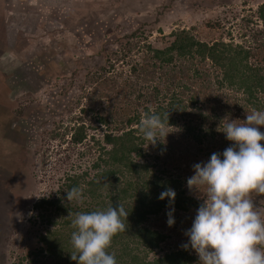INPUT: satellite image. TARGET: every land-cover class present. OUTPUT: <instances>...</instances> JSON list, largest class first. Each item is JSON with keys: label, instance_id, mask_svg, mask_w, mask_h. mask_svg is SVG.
I'll list each match as a JSON object with an SVG mask.
<instances>
[{"label": "trees", "instance_id": "16d2710c", "mask_svg": "<svg viewBox=\"0 0 264 264\" xmlns=\"http://www.w3.org/2000/svg\"><path fill=\"white\" fill-rule=\"evenodd\" d=\"M254 17L259 28L248 33V40L240 38V43L219 39L206 43L191 30L183 29L169 32L156 45L148 43L140 29L115 38L111 45L116 48L103 54L104 66L86 73L84 86L90 88L85 106L80 108L89 125L107 129L114 125L115 132L105 130L101 143L95 141L100 146L90 166L91 177L86 171L66 175L53 198H42L33 204L34 213L45 228L36 236L37 250L31 252L29 262L44 264V258L49 257L53 264H76L71 260L74 249L70 243L75 213L105 210L120 202L129 213L128 228L113 238L108 249L115 254L117 264H198L195 251L182 247L189 239L184 233L206 195L204 188L190 191L187 187V179L194 174L192 166L207 162L212 153H222L231 145L222 132L229 120L242 123L254 110L264 111V4L256 7ZM4 50L0 43V57ZM114 63L123 64L125 70L115 72ZM9 77L0 70V101L8 102V121L4 122L0 143L13 135L3 154L4 161L13 164V172L20 171L18 176L22 172L18 163L24 152V138L12 122L25 118L31 110L17 104L14 107L11 94L17 81ZM150 111L162 116L169 112L167 130L171 133L166 142H171L181 157L169 156L166 152L172 150L166 142L158 141L153 146L143 138L139 123ZM260 131L264 132V126ZM84 138L83 126L77 124L69 142L79 144ZM261 143L264 145V141ZM145 144L149 150L143 148ZM73 187L83 190V203L67 201L66 192ZM167 187L177 194L171 206L174 213L192 212L193 218L177 225L174 215V225L167 224L164 234L152 229L149 219L171 210L167 198H158ZM252 198L264 211V194L253 193ZM23 261L24 257L8 264Z\"/></svg>", "mask_w": 264, "mask_h": 264}, {"label": "rangeland", "instance_id": "374dc122", "mask_svg": "<svg viewBox=\"0 0 264 264\" xmlns=\"http://www.w3.org/2000/svg\"><path fill=\"white\" fill-rule=\"evenodd\" d=\"M261 4L264 0H0V43L5 46L0 70L17 81L11 94L14 107L31 110L12 122L24 138L20 175L13 172L11 161H4L3 151L13 135L0 143V264L22 257V264H37L29 260L37 250L36 236L45 226L33 204L53 198L66 175L86 171L91 177L102 133L115 132L114 125L109 129L89 125L80 111L90 88L84 86L86 73L104 66L103 54L116 48L111 45L115 38L140 29L146 41L156 45L169 32L183 29L206 43L218 39L240 43V38L248 40V33L259 28L254 12ZM207 23L219 26L209 28ZM132 56L136 58L135 53ZM113 70L125 67L118 63ZM6 107L8 102L1 100L0 135L8 121ZM77 124L83 126L85 138L71 144L70 133ZM166 144L172 150L166 152L169 156L181 157L171 142ZM148 146L143 148L149 150ZM167 213L150 217L149 226L165 234ZM174 215L177 225L193 218L192 212ZM43 261L53 264L49 257Z\"/></svg>", "mask_w": 264, "mask_h": 264}, {"label": "clouds", "instance_id": "9594fccd", "mask_svg": "<svg viewBox=\"0 0 264 264\" xmlns=\"http://www.w3.org/2000/svg\"><path fill=\"white\" fill-rule=\"evenodd\" d=\"M169 112L145 113L139 132L149 144L166 142ZM264 111L254 110L242 123L229 120L223 129L231 143L222 153L214 152L207 162L194 164V174L187 179L190 191L205 189V197L185 235L189 247L198 256V264H264V211L252 194H264ZM68 202L83 203V190L73 187L66 192ZM176 192L167 187L159 194L168 199L167 224L172 227ZM126 211L120 202L105 210L77 212L71 221L75 229L70 243L74 249L71 260L76 264H117L108 249L113 238L127 231Z\"/></svg>", "mask_w": 264, "mask_h": 264}, {"label": "crops", "instance_id": "0c3cea01", "mask_svg": "<svg viewBox=\"0 0 264 264\" xmlns=\"http://www.w3.org/2000/svg\"><path fill=\"white\" fill-rule=\"evenodd\" d=\"M44 60V59H43ZM42 60L38 61V64H41Z\"/></svg>", "mask_w": 264, "mask_h": 264}]
</instances>
